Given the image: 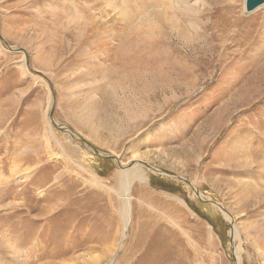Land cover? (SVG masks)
I'll return each instance as SVG.
<instances>
[{
	"label": "rangeland",
	"instance_id": "obj_1",
	"mask_svg": "<svg viewBox=\"0 0 264 264\" xmlns=\"http://www.w3.org/2000/svg\"><path fill=\"white\" fill-rule=\"evenodd\" d=\"M37 1L0 0L13 51L0 54V264H264V5L206 0L188 41L169 40L171 85L137 96L148 116L98 121L87 137L67 103L66 54H26L39 82L21 71L7 28L42 23ZM136 161L147 181L131 187L126 225L119 166Z\"/></svg>",
	"mask_w": 264,
	"mask_h": 264
},
{
	"label": "bare ground",
	"instance_id": "obj_2",
	"mask_svg": "<svg viewBox=\"0 0 264 264\" xmlns=\"http://www.w3.org/2000/svg\"><path fill=\"white\" fill-rule=\"evenodd\" d=\"M35 4L33 14L42 23L33 25L38 22L35 20L25 26L17 23L7 28L10 40L24 50L21 71L25 77L31 76L39 82L29 75L26 54L40 65L55 58L59 51L64 52L72 66V87L66 90L67 103L75 122L84 133L90 134L87 137L98 133L100 126L97 128L95 124L98 121L120 123L115 125L120 129L121 126L131 127L148 116L137 96L148 95L158 82L171 85L169 40L176 37L188 41L190 37L185 31L193 33L211 8L206 0H38ZM11 15L9 11L5 19L12 20ZM0 39L3 40L1 36ZM1 52L10 55L8 53L13 51H5L0 42ZM102 101L109 102L111 107L106 112L102 110L105 119L100 118ZM163 127L165 124L160 125L158 131ZM48 129L49 126L46 138L51 133ZM124 165L119 166V196L123 203L121 214L128 225L131 187L134 181L145 182L147 177L142 162L136 161L129 167ZM15 171L18 174H13L19 178L22 174ZM193 187L203 200L196 185ZM217 207L227 217L228 213ZM237 264H240L239 257Z\"/></svg>",
	"mask_w": 264,
	"mask_h": 264
},
{
	"label": "water",
	"instance_id": "obj_3",
	"mask_svg": "<svg viewBox=\"0 0 264 264\" xmlns=\"http://www.w3.org/2000/svg\"><path fill=\"white\" fill-rule=\"evenodd\" d=\"M263 5H264V0H246V10L248 12L256 11L260 9Z\"/></svg>",
	"mask_w": 264,
	"mask_h": 264
}]
</instances>
